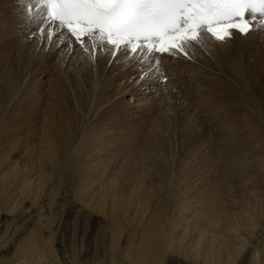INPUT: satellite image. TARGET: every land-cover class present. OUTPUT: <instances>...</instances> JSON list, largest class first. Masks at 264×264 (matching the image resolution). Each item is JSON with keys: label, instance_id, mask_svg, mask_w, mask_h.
<instances>
[{"label": "bare ground", "instance_id": "bare-ground-1", "mask_svg": "<svg viewBox=\"0 0 264 264\" xmlns=\"http://www.w3.org/2000/svg\"><path fill=\"white\" fill-rule=\"evenodd\" d=\"M26 6L0 0V202L7 199L6 211L43 210L38 204L45 195L68 186L87 213L78 212L72 226L97 232L103 264H164L168 253L180 264L264 263L255 246L264 244V104L260 109L254 100L264 72V26L224 43L206 37L185 49L188 58L163 55L159 68L168 79L160 83L147 56L100 45L98 37L78 43L55 26L51 36L39 34L40 22L29 19ZM187 79L198 87L193 114L204 120L197 130L189 116L175 115L190 112L178 98H170L171 106L167 99L153 104L157 110L148 103L158 88L178 89ZM129 214L132 223L140 221L128 239L141 243L124 256L117 244ZM37 219L15 248L17 257L35 252L40 264H62L48 258L51 249L38 253L47 241ZM35 259L17 261L39 264Z\"/></svg>", "mask_w": 264, "mask_h": 264}, {"label": "snow or ice", "instance_id": "snow-or-ice-1", "mask_svg": "<svg viewBox=\"0 0 264 264\" xmlns=\"http://www.w3.org/2000/svg\"><path fill=\"white\" fill-rule=\"evenodd\" d=\"M22 2L28 4L29 19L39 20L38 32L51 36L55 26L57 30L76 37L78 43H83L81 35H98L100 45H116L121 53L131 51L140 58L147 56L152 62L149 67L157 68L156 82H161V77L164 81L168 79L159 68L163 55L175 58L189 45L202 43L206 37L224 43L236 33L246 37L264 26V0ZM177 40L179 43H174ZM149 44L159 47H148Z\"/></svg>", "mask_w": 264, "mask_h": 264}, {"label": "rangeland", "instance_id": "rangeland-1", "mask_svg": "<svg viewBox=\"0 0 264 264\" xmlns=\"http://www.w3.org/2000/svg\"><path fill=\"white\" fill-rule=\"evenodd\" d=\"M261 31H263V30H261ZM261 31H258V32H261ZM38 33L41 34V32H38ZM243 56H245V55H243ZM246 57L248 58L249 56H246ZM246 57H244V58L246 59ZM251 57L253 58V56H251ZM257 57H259V56H257ZM209 62H210V65H214V64L218 65V60L216 62L213 61V60H210ZM209 69H211V68L209 67ZM194 83L195 82H193L191 79H187L186 82L184 83V85H182L181 88H178V89L175 87V85L170 87V89L167 88V87H165L164 89L158 88V90L155 91V93H152V95H150V97L148 99V103H152V106L154 104V106H156L158 108L159 105L163 106L164 104H167V102H170L168 104H169V106H171V105H173V102H172V100H170V98L171 99H172V97L178 98L179 101L181 102V104H183V108L184 109L188 108V110H190V112L189 113L185 112V111L183 112V110H181L180 112H177V114L175 113V115L178 117L182 113L180 117H182L184 115L182 117L184 119H188V116H189V121L191 123L193 122L192 123V127L194 126L193 127L194 130H197L199 128V126H202V120H204V119H202L203 117L201 118L202 120L200 118L197 119V117L194 116V114H193V112L196 111L195 109H196L197 103L199 102L198 87H197V84L196 83L194 84ZM192 84H194V85H192ZM186 85L189 86V88H187ZM183 86H185V87H183ZM196 88H197V90H196ZM169 90H172L171 92H174V94H172V95H175V93H178V92L181 93V94L178 93V94H176V96H171V94L169 95V93H171ZM194 90L197 91V92H195ZM186 93H187V95H186ZM179 95H180V98H179ZM197 98H198V102H197ZM166 99L168 100L167 102H166ZM182 99L184 101H181ZM195 99H196V102H195ZM256 99L258 101H256ZM254 100L256 101L257 106L259 108H260V105L262 107V105L264 104L263 103L264 102V72L260 76L259 89H258V92H257L256 96L254 95ZM155 103H157V104H155ZM188 103H189L190 106H188ZM192 104L194 106L196 105L195 109H194V106L192 107ZM185 105H186V107H185ZM154 106H153L152 109H154V108L156 109V107H154ZM233 107H236V106L233 105ZM263 107H264V105H263ZM263 110H264V108H263ZM153 111L154 110H152V113H155V111L154 112ZM170 111L171 110H169V112ZM261 111L262 110H260L259 112L261 114H263V111L262 112ZM172 112L173 111H171L170 114ZM161 113H163V110H162ZM166 113H168V112H166ZM184 113L186 115L187 114L188 115L185 116ZM174 120H176V119H174ZM194 121H195V123H194ZM172 125H173V122H172ZM193 132L195 133V131H193ZM193 132H192V134H194ZM196 139H198V138H196ZM76 188H77V185H76ZM74 189L70 190V189H68V186H67L66 189H64L62 187L61 190L59 191V186H58V188L55 191L50 192V198L48 197V195H45V197L47 199L46 202L40 200L41 203L39 202L38 205L40 206V208H44L43 210H40V211H38V209L35 208V210L34 209H30L28 212L23 213L25 211L24 210L25 206H23V207L20 206L19 208L15 209L14 213L11 214L10 212H7V211H10V210H8L9 208L8 207H3V205H2V202L6 201L7 199H3V201L0 202V264H14V263L18 264L19 261H17V258H18V260L22 259V261L25 262V260L26 261L28 260L30 255L31 256H30V259L28 260V262H31V260H36L35 257L37 258V256H38L39 260L34 261V262L38 263L40 261L39 255H37V253H35V252L33 253V255H34L33 257H32V254H28L29 256H27L26 259L25 258H20L19 259V257H17V251H16L17 246L19 247V244H24V241H26L25 237H28V234L32 231V229H34V226H37L39 224L38 221H37L38 220L37 217H41V220H42V217L44 218L42 221L40 220V222L45 225V226L42 225L43 226L42 227L43 228V235H45V237H46L45 239H46L47 243H50V246L48 244V247H47V243H45L46 244L45 247L47 249L45 247L43 249L42 245H38V248H37L38 253H39V251L41 249L44 250L45 253H46V250H50L51 249L50 251H48L46 253V254H50V255H48L49 256L48 258L51 259V260L52 259H57V260L60 259L59 261L62 262V264H97V263L98 264H103V263L107 262V259L104 261V259H103L104 256L103 255L98 254V253H100L99 248H98V246L100 244V240L98 241V239L95 238V236L97 237V232H94V235H92V233H90L88 231L89 233L86 234V232H84V231L82 233V229L84 227L80 228L79 225H76V227L72 226V224H74V222H75L74 219H77L76 217H79V216H77V214L81 213L80 215H82V216L84 214H87L86 212H83L81 210V205L79 203L78 204L80 206H78V204H76V202H79L80 200L76 199L77 190L76 189L74 190ZM68 190H70L71 193ZM171 199L173 200V198H171ZM31 200H33V199H31ZM48 203L51 204V206ZM52 203H54L55 212H54V206H52ZM46 206H48L50 208H48ZM27 207H29V204H27L26 208ZM12 209H13V207H12ZM48 209L49 210L53 209V210L49 212ZM80 210H81V212H80ZM41 211L45 212L43 214V216H42V213H40ZM46 213H48L47 216L45 215ZM86 216L85 217L83 216V218H86ZM83 218H82V222L84 221ZM99 219H97V221ZM139 221H140V218H137V221L135 223L138 224ZM135 223H132L131 216L129 214V218L124 223L125 226L123 225V227H121V228H123V231H122V234H121L122 235L121 239L119 240V243L117 244L118 248H120L118 250V252H119L118 254L121 255L122 254L121 252H123V251H125L124 252V256L126 254H129L128 248L130 250H132V248L137 245V240H139L138 241V245H140L141 239H138V237H136V241L130 240L131 241L130 242L129 239H128L129 236H130L129 234L135 235L134 229L137 227ZM28 231H30V232H28ZM81 235H83V236L81 237ZM86 235H87V237H86ZM128 241H129V243H128ZM124 242H126V243H124ZM85 244H87V245H85ZM138 245H137V247H139ZM257 245H259V246H257ZM124 246H125V248H124ZM255 246L257 247V249L260 248L259 249L260 250L259 253L261 254V256H263L264 253H261V249L264 250V244L263 243H259V244L256 243ZM39 247H40V249H39ZM166 252L167 251H165L163 253L166 255ZM41 256H42V254H41ZM97 258H99V259H97ZM178 259L179 258L177 257L176 254L168 253L167 256H166L164 264L175 263L176 261L174 262L173 260H178ZM43 261L41 259V264H43L42 263ZM89 261H91L92 263L89 262ZM46 262H47L46 264L50 263L48 261H46ZM121 262H123L122 264H127V262L126 261H122V259H120L119 263L121 264ZM20 263H21V261H20ZM176 263L180 264L181 262L177 261ZM39 264H40V262H39ZM50 264H53V262L50 263ZM262 264H264V263H262Z\"/></svg>", "mask_w": 264, "mask_h": 264}]
</instances>
